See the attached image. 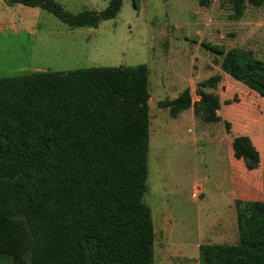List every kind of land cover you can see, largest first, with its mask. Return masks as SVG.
Masks as SVG:
<instances>
[{
	"label": "trees",
	"instance_id": "1",
	"mask_svg": "<svg viewBox=\"0 0 264 264\" xmlns=\"http://www.w3.org/2000/svg\"><path fill=\"white\" fill-rule=\"evenodd\" d=\"M38 7L72 28H97L123 0L101 11L69 13L55 0H3ZM140 0H132L134 8ZM207 7L211 0H196ZM230 18L264 0H227ZM224 74L264 98V61L245 49L203 44ZM146 65L34 71L0 78V264H155V230L145 201L149 177ZM221 75L158 103L171 118L193 109L220 121ZM230 133V124L224 123ZM232 155L247 171L263 159L248 136ZM236 245L198 247L199 264H264V200L235 201Z\"/></svg>",
	"mask_w": 264,
	"mask_h": 264
},
{
	"label": "rangeland",
	"instance_id": "2",
	"mask_svg": "<svg viewBox=\"0 0 264 264\" xmlns=\"http://www.w3.org/2000/svg\"><path fill=\"white\" fill-rule=\"evenodd\" d=\"M55 1L72 14L101 11L109 2ZM230 14L227 0H211L207 7L196 0H140L136 8L132 0H123L115 18L97 28H72L38 7L0 0V78L90 67L143 64L149 69L145 201L154 222L155 264H199V245H236L231 201L252 198L241 194L239 185V193L229 194L228 151L235 136L263 143L264 98L224 74L221 58L203 44L225 51L249 50L264 61V5H247L239 20ZM216 74L222 77L215 90L220 98L218 123H195L187 113L171 118L168 110L159 108L160 101L174 98L181 88L191 87L197 101L196 84ZM260 151L263 159L261 146ZM242 163H237L233 176L250 179ZM259 173L263 175L262 166ZM196 185L203 186L198 199L191 196Z\"/></svg>",
	"mask_w": 264,
	"mask_h": 264
},
{
	"label": "crops",
	"instance_id": "3",
	"mask_svg": "<svg viewBox=\"0 0 264 264\" xmlns=\"http://www.w3.org/2000/svg\"><path fill=\"white\" fill-rule=\"evenodd\" d=\"M148 72H149V69H148ZM148 83H149V74H148ZM149 86V84H148ZM186 89V88H185ZM189 89V88H187ZM182 91H184V88H181L174 96V98H176ZM190 93H191V87L189 89ZM172 98V99H174ZM151 99V98H150ZM170 99V100H172ZM150 101V100H149ZM183 113H187L188 114V117L195 123H197L198 121H200L193 113V109L190 108L188 110H185L181 113L178 114L181 115ZM177 116V117H178ZM150 124V123H149ZM240 136H245V135H240ZM253 144L255 145L256 149L259 151V153L261 152L260 151V146L262 148V151H263V143H260V144H256L254 142V139H252L250 136H248ZM230 145H231V142H230ZM261 154V153H260ZM228 163H229V174L231 176V191L229 194L231 193H239V189L240 188H243L241 194L243 193L244 195H247V196H252V198H245L246 200L245 201H263L264 198H261L263 196V179H262V174L259 173L260 172V167L257 169V170H253V171H247V173H249L250 176V179H247V177H244L242 180H239L238 178H234L235 176L234 175V170H235V166L237 165V163H242L241 160H236L233 155H232V151H231V148L229 149L228 151ZM243 164V163H242ZM239 180V181H238ZM202 185V184H201ZM200 185V186H201ZM240 188H239V186ZM201 189L203 191V186H201ZM229 197V195L227 196ZM243 200L244 198H237L235 197L233 201H231V207H234L235 208V201L236 200ZM230 204V203H229ZM153 217V216H152Z\"/></svg>",
	"mask_w": 264,
	"mask_h": 264
},
{
	"label": "built area",
	"instance_id": "4",
	"mask_svg": "<svg viewBox=\"0 0 264 264\" xmlns=\"http://www.w3.org/2000/svg\"><path fill=\"white\" fill-rule=\"evenodd\" d=\"M200 195H201V186L200 185L194 186V191L191 194L192 198L198 199Z\"/></svg>",
	"mask_w": 264,
	"mask_h": 264
}]
</instances>
